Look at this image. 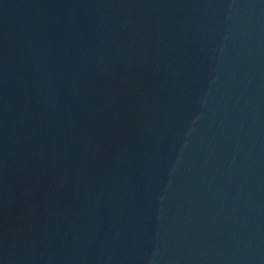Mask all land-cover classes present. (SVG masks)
I'll return each instance as SVG.
<instances>
[{"label":"water","instance_id":"obj_1","mask_svg":"<svg viewBox=\"0 0 264 264\" xmlns=\"http://www.w3.org/2000/svg\"><path fill=\"white\" fill-rule=\"evenodd\" d=\"M0 250L264 264V0H0Z\"/></svg>","mask_w":264,"mask_h":264}]
</instances>
